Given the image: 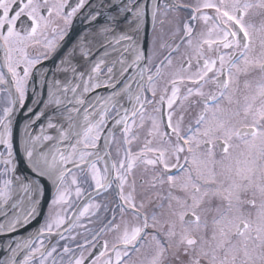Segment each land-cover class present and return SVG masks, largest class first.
<instances>
[{
	"label": "snow or ice",
	"instance_id": "snow-or-ice-1",
	"mask_svg": "<svg viewBox=\"0 0 264 264\" xmlns=\"http://www.w3.org/2000/svg\"><path fill=\"white\" fill-rule=\"evenodd\" d=\"M112 6L0 0V264H137L146 241V264H264V20L249 19L254 10L264 17V0L165 4V16H190L180 43L160 45L161 59L155 41L146 50L139 40L140 0H121L115 14ZM160 12L154 3L153 24ZM78 14L93 30L54 68L38 69ZM182 44L188 53L158 89ZM17 108L26 110L20 147L31 175L14 155ZM146 124L150 139L133 151ZM138 166L151 173L139 204L129 183ZM49 187L43 223L12 236L38 216ZM111 193L114 206L98 202Z\"/></svg>",
	"mask_w": 264,
	"mask_h": 264
},
{
	"label": "flooded vegetation",
	"instance_id": "flooded-vegetation-1",
	"mask_svg": "<svg viewBox=\"0 0 264 264\" xmlns=\"http://www.w3.org/2000/svg\"><path fill=\"white\" fill-rule=\"evenodd\" d=\"M74 2V0H73ZM93 2H98V0H93ZM199 2V0H140V3L144 6L145 8V19L144 22L141 26V31L139 34V40L143 46H145L146 50H150L153 46V41H155L156 45V52H157V57L158 59L163 58V56L168 54V49L167 48H161L160 45L164 42H167L171 45H175L177 43H180V38L183 35L182 32V26L183 22L186 21L189 16H190V10L188 8H181V9H174V8H169L167 15H164L165 11V4L171 6L173 4H185V5H190L192 7H195V5ZM112 7L107 9L108 12H111L112 14H115L117 11L116 6L121 5V0H111ZM154 3H159L161 5V12L159 15L156 17L155 24H153V19H152V11H153V5ZM87 8L82 10L84 13L87 12ZM124 15H127V18L130 20L131 15L130 14H121L123 17ZM249 19L254 22L257 27L260 26L262 20H264V17H261L260 15L257 14V12L254 10ZM163 20L164 23L163 25L160 23V21ZM106 21L105 16H101L99 23H104ZM23 23L25 26H27L30 22H28L26 19H24ZM98 26V25H97ZM121 26L126 28L127 25L124 23L123 19L121 20ZM75 27V28H74ZM74 28V33L72 32V29ZM71 30V31H70ZM93 30V26L89 24V22L84 18L82 14H78L77 17L74 18L73 23L65 36V38L68 36L70 37L73 34L72 40L69 42L66 50L64 53L61 55L63 56L65 52H67L75 43L78 42L79 38L81 35L87 33L88 31ZM199 31V28L197 29ZM147 32V36L145 38L144 33ZM175 33V35H173ZM49 38H52L51 33H49ZM63 41L60 42V45ZM38 51H43L42 49H38ZM188 49L186 48L185 45H181L180 49L178 52H175L172 55V61L173 64L170 68H165L163 71L165 75L157 81V87L158 89H163L165 87L166 81L168 79V76L171 72H174L179 69L181 61L184 59L185 55L188 53ZM61 56L57 59V61L51 65L50 63H47V60L43 62V64L38 65L37 68L41 69H49V68H54L55 64H57L61 58ZM3 57V52L0 51V60H2ZM193 66H195V61H193ZM258 75V74H257ZM33 86L38 92L44 91L42 89L41 84L39 83V75L37 73L35 80L33 81ZM181 91H184L183 86H181ZM31 95H32V88L30 87L29 89V99L26 101L28 105H31L32 100H31ZM159 96V92H158ZM192 99H196V97H193ZM185 106L187 107V102H185ZM199 106H196L195 108L191 109V117L195 116L196 111H198ZM149 112L151 111V107H149ZM26 115V110L24 109H19L17 108L15 117L13 119V126L16 122V120L19 119V117L23 118ZM186 116L185 123L188 122V120L191 118ZM27 120V119H26ZM21 123V128H20V135H19V140L21 141V137L23 134V128L24 124L26 122ZM148 127L149 125H145L143 129H136L135 131L139 135L140 139L138 141H135L132 145L133 151H138L140 147H142L143 142L145 139H150L148 137L147 132H148ZM4 151L3 147L0 146V152ZM15 159H16V154L14 152ZM24 156V154H23ZM26 164L27 161L25 160ZM22 172V170H19ZM23 173V172H22ZM135 179L136 180V189H137V204L140 203L141 197L145 195V190L148 188V184L151 182V173L150 172H145L143 166H138L135 169L134 175L129 177V183ZM141 180H143L144 184L143 186L141 185ZM166 194V193H165ZM180 194V193H176ZM154 199V197H153ZM50 200L51 197L49 198V201L47 203V206L45 208L44 214L41 219V224L44 221L46 213L49 211L50 207ZM98 202L102 203H108L111 206H114L115 204V194L111 193L107 196H100L97 198ZM166 203V202H165ZM155 206V201L153 205H150V210ZM111 215V213H109ZM117 223H120V213L117 211ZM125 218L129 220L130 222L132 221V216L130 213L125 215ZM100 224L97 222L94 227H99ZM121 227L123 225L121 224ZM37 229V228H36ZM36 229H30L26 231L25 233H18L14 235L16 238H23L28 236L30 233H34ZM151 231V229H149ZM113 233H106L105 238L111 240L113 237ZM7 239V238H5ZM151 256V245L146 241L144 243V246L141 248L140 253L134 254L133 259L137 261V264H141V262H144L146 264L147 259Z\"/></svg>",
	"mask_w": 264,
	"mask_h": 264
},
{
	"label": "water",
	"instance_id": "water-1",
	"mask_svg": "<svg viewBox=\"0 0 264 264\" xmlns=\"http://www.w3.org/2000/svg\"><path fill=\"white\" fill-rule=\"evenodd\" d=\"M75 28V27H74ZM74 28L72 29L71 33H74ZM71 31V30H70ZM73 34L70 37H66L63 42L61 43L60 48L58 51L52 55L50 59L47 60V63H50L53 65L57 59L64 53L66 50L69 42L72 40ZM144 36L146 38L147 32L144 33ZM27 119V116H24L23 118L19 117L18 120H16L14 126H13V133H14V143H15V154H16V161L18 165V169L22 170L23 173L31 175L30 170L27 167V164L25 162L24 156H23V150L20 147V140H19V135H20V128H21V123L24 122ZM51 197V188L49 187V191L45 194L43 197L40 208H39V214L38 216L26 227L22 228L18 233H25L26 231L30 229H36L40 226L41 224V219L44 214L45 208L47 206V203L49 201V198ZM18 233H12L11 235L14 236Z\"/></svg>",
	"mask_w": 264,
	"mask_h": 264
},
{
	"label": "rangeland",
	"instance_id": "rangeland-1",
	"mask_svg": "<svg viewBox=\"0 0 264 264\" xmlns=\"http://www.w3.org/2000/svg\"><path fill=\"white\" fill-rule=\"evenodd\" d=\"M150 258V257H149Z\"/></svg>",
	"mask_w": 264,
	"mask_h": 264
}]
</instances>
